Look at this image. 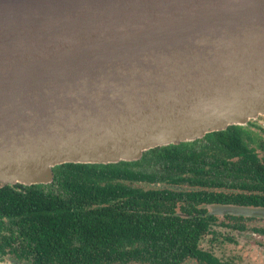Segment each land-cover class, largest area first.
<instances>
[{"label":"water","instance_id":"obj_1","mask_svg":"<svg viewBox=\"0 0 264 264\" xmlns=\"http://www.w3.org/2000/svg\"><path fill=\"white\" fill-rule=\"evenodd\" d=\"M258 115L264 0H0V184L48 185L56 166L137 160Z\"/></svg>","mask_w":264,"mask_h":264},{"label":"flooded vegetation","instance_id":"obj_2","mask_svg":"<svg viewBox=\"0 0 264 264\" xmlns=\"http://www.w3.org/2000/svg\"><path fill=\"white\" fill-rule=\"evenodd\" d=\"M165 148L171 153L168 159L161 161L159 152ZM178 154L181 158H177ZM111 164L133 174L131 177H107L102 187L108 185L118 192H110L107 198L104 192L101 193L94 206L95 211L111 216L124 229V232L121 229L124 234L118 236L111 246H179L178 251L188 253L187 256L169 258L164 263L147 257L141 262L132 260L131 264H208L207 261L232 264L214 251L219 242V232L243 234L251 231L264 237V227L251 225L253 221L264 219L219 215L216 212L222 206L262 207L250 203L264 201V115L191 142L148 150L137 160ZM143 219L149 222L168 219L171 227L166 228L167 233L175 230L190 232L191 235L187 240L160 239L157 236L155 239H140L139 227L144 231L150 229ZM222 242L237 244L233 236ZM0 264L26 262L12 253L11 247L0 239Z\"/></svg>","mask_w":264,"mask_h":264},{"label":"trees","instance_id":"obj_3","mask_svg":"<svg viewBox=\"0 0 264 264\" xmlns=\"http://www.w3.org/2000/svg\"><path fill=\"white\" fill-rule=\"evenodd\" d=\"M170 153L167 148L160 150L159 159H168ZM53 172L54 181L49 185L0 184V239L26 264H131L132 260L141 262L147 257L164 263L188 255L178 251L179 246H111L124 234L122 226L111 216L95 211L94 206L101 193L107 198L110 192H118L108 185L102 187L107 177H131V172L112 164H64ZM250 205L264 207V201H251ZM147 223L150 229H138L140 239L157 236L187 240L191 235L175 230L167 233L166 228L171 227L168 219Z\"/></svg>","mask_w":264,"mask_h":264},{"label":"rangeland","instance_id":"obj_4","mask_svg":"<svg viewBox=\"0 0 264 264\" xmlns=\"http://www.w3.org/2000/svg\"><path fill=\"white\" fill-rule=\"evenodd\" d=\"M251 225L264 227V221H253ZM230 236L237 241L235 246L222 242ZM218 238L214 251L224 261L232 264H264V237L250 231L243 234L219 232Z\"/></svg>","mask_w":264,"mask_h":264}]
</instances>
